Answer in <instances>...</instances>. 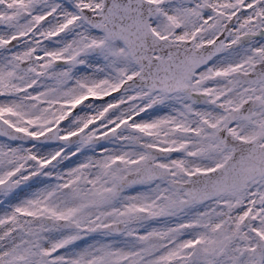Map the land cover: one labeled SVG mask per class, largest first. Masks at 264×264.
Returning a JSON list of instances; mask_svg holds the SVG:
<instances>
[{"label": "snow or ice", "instance_id": "obj_1", "mask_svg": "<svg viewBox=\"0 0 264 264\" xmlns=\"http://www.w3.org/2000/svg\"><path fill=\"white\" fill-rule=\"evenodd\" d=\"M0 264H264V0H0Z\"/></svg>", "mask_w": 264, "mask_h": 264}]
</instances>
